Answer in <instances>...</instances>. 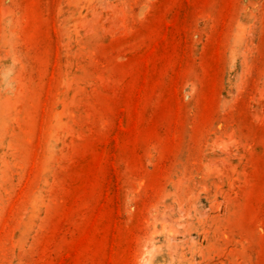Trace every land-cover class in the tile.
<instances>
[{
  "label": "rangeland",
  "instance_id": "374dc122",
  "mask_svg": "<svg viewBox=\"0 0 264 264\" xmlns=\"http://www.w3.org/2000/svg\"><path fill=\"white\" fill-rule=\"evenodd\" d=\"M0 264H264V0H0Z\"/></svg>",
  "mask_w": 264,
  "mask_h": 264
}]
</instances>
